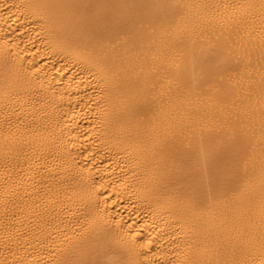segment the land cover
<instances>
[{"label":"bare ground","instance_id":"bare-ground-1","mask_svg":"<svg viewBox=\"0 0 264 264\" xmlns=\"http://www.w3.org/2000/svg\"><path fill=\"white\" fill-rule=\"evenodd\" d=\"M85 261L264 264V0H0V264Z\"/></svg>","mask_w":264,"mask_h":264},{"label":"snow or ice","instance_id":"snow-or-ice-1","mask_svg":"<svg viewBox=\"0 0 264 264\" xmlns=\"http://www.w3.org/2000/svg\"><path fill=\"white\" fill-rule=\"evenodd\" d=\"M136 235H139V232H137ZM151 244H152V240H148L144 246L148 247V246H151ZM82 264H89V262L85 261V262H82Z\"/></svg>","mask_w":264,"mask_h":264}]
</instances>
